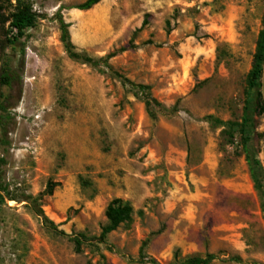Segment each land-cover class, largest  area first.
<instances>
[{"label": "rangeland", "instance_id": "374dc122", "mask_svg": "<svg viewBox=\"0 0 264 264\" xmlns=\"http://www.w3.org/2000/svg\"><path fill=\"white\" fill-rule=\"evenodd\" d=\"M20 1L34 27L11 45L0 23V264H140L145 243L160 264H264V115L247 84L264 0ZM58 13L76 51L105 65L68 58ZM114 72L150 87L155 118ZM113 199L133 213L100 244Z\"/></svg>", "mask_w": 264, "mask_h": 264}, {"label": "trees", "instance_id": "16d2710c", "mask_svg": "<svg viewBox=\"0 0 264 264\" xmlns=\"http://www.w3.org/2000/svg\"><path fill=\"white\" fill-rule=\"evenodd\" d=\"M17 2V6L14 7L13 11H11L8 15V17H3L4 10L9 6L10 7V0H0V23L4 24L5 22H9V26L12 30H14L15 37L13 40L7 39L6 42L8 44H13L14 41L17 38H21L24 35V31L28 28H32L35 25L36 21V15L31 11V9L23 4L20 0H15ZM102 0H85L83 3L65 8L60 6L58 11L62 10H78V11H89L94 6L98 5ZM58 23H59V30H60V41L62 43V46L68 56L71 60L81 62L82 64H87L92 67H99L100 64H106V60L98 59L94 60L84 54H81L76 51L74 45L71 42L70 34H69V27L70 25L66 23L61 15L58 13ZM110 57H107L108 59ZM264 62V19L262 24V29L258 34V39L256 43V49L253 59V66L248 73L247 76V84L250 89H256V103H255V112L258 115H264V107L262 103V98L260 94V79H261V72H262V64ZM113 75L118 78L123 85L129 86L132 90L135 91V95L138 96L141 101L143 102L145 106V110L147 114L153 119L155 118V115L160 112L161 104L151 95L150 93V87L146 85L141 84H134L128 81L127 79L123 78L117 73H113ZM11 81V76L7 71H4L0 74V82L3 85H9ZM0 110H4L2 107H0ZM2 120V117L0 116V121ZM249 124V119L247 118L246 110L244 112V116L242 119V122L240 124V129L238 131V134L240 136L242 148L245 152V160L249 167L251 178L255 184L257 185V188H260V183L257 176V169L255 168V161L249 157L248 154V147H247V141L250 138V135L246 134V128ZM54 190V186L51 184L47 187V193L49 195L52 194ZM31 209L33 213L41 218L42 223L52 229L53 231H57L56 226L50 221L47 217H45L42 209L37 204L36 200H33L31 203ZM133 213V209L131 205L123 201L121 199H113L111 200L105 210V217L107 220V224L102 228L101 233L99 237L97 238V241L100 244H106V237L113 231H115L121 224L126 223L130 221L131 216ZM59 232V231H57ZM62 234V232H59ZM85 237L83 236H77L73 239L77 249L85 242ZM146 246V243L143 245V247L140 250V255L138 259V263L140 264H160L154 259H147L143 256V250ZM177 257L175 256V259ZM216 259L214 255H207L204 258L201 257H189L182 261H177L176 264H212V262ZM231 261L233 262H241L239 258H232Z\"/></svg>", "mask_w": 264, "mask_h": 264}, {"label": "water", "instance_id": "95a60500", "mask_svg": "<svg viewBox=\"0 0 264 264\" xmlns=\"http://www.w3.org/2000/svg\"><path fill=\"white\" fill-rule=\"evenodd\" d=\"M260 94H261L262 103L264 107V62L262 64V72H261V79H260Z\"/></svg>", "mask_w": 264, "mask_h": 264}]
</instances>
